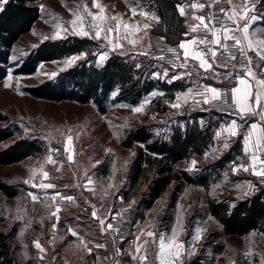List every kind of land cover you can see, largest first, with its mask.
Returning a JSON list of instances; mask_svg holds the SVG:
<instances>
[{
    "label": "rangeland",
    "instance_id": "374dc122",
    "mask_svg": "<svg viewBox=\"0 0 264 264\" xmlns=\"http://www.w3.org/2000/svg\"><path fill=\"white\" fill-rule=\"evenodd\" d=\"M149 2L96 0L106 17H117L121 22L120 32L109 35L110 44L104 39L105 32H101L98 39L92 38L95 33L88 27L91 16L85 7L91 13L99 14L100 9L94 7V0H39L35 5L40 8V19L11 50L7 75L0 79V131L10 132L11 137L0 142V153L21 140L33 141L40 149L18 162H0V183L15 193L14 197H9L0 188V227L6 232H15L18 257L23 263L63 264V260L86 254L106 262L103 251L112 247L113 251L120 249L122 264H160L156 257L159 235L171 236L175 231L177 242L184 245L181 264H264V233L253 231L242 237L225 236L221 226L207 212L208 197L240 201L257 194L264 188V182L239 167L247 163V159L242 150L241 153L233 151L237 139L230 141L217 136L216 123L225 122V119L214 113L195 119L197 113H203L205 103L202 98L187 95L185 106H171L178 102V96L169 91L168 84L163 81V65L151 58L155 23L147 7ZM77 12L85 17L86 30L90 31L88 37L71 31V22ZM109 22L115 25L117 20ZM57 24L69 31L61 30L57 37ZM124 25L130 27L125 28ZM261 32L264 35V28ZM125 35L136 43H128V39L123 38ZM69 38L89 40L91 55L86 51L43 61L33 74L15 72L23 60L42 44L63 42ZM104 41L109 44L107 47H104ZM101 54H106L103 61L99 59ZM114 54L126 56L138 71L145 70L144 77L153 83V91L144 95L136 105L119 101V89L108 96L104 112L95 102H58L29 92V89L46 81L56 80L65 71L90 58L93 59L90 65L102 67ZM73 57L76 59L71 64L67 63ZM53 72L55 76L50 75ZM156 73L160 75L157 77ZM147 96L155 97L154 101L143 102ZM141 105V112L133 111L134 107ZM195 122L200 130L209 128L212 136L201 155L190 156L177 168L192 175L210 173L209 188L186 185L182 192L177 193L175 183L151 208L145 207L150 199L148 186L138 196L126 199L124 191L130 186L138 147L144 146L137 143L130 148L124 147L127 135L144 127L156 139L168 140L175 129H185ZM69 136L72 137L70 144L67 142ZM224 143L228 144L227 148L223 147ZM232 151L234 159L223 161ZM69 155L72 160L68 159ZM49 156L55 163L49 162ZM234 168L239 170L233 171ZM44 172L48 173L47 179L43 177ZM41 182L55 187L43 189L32 186ZM29 192L41 199L33 201ZM56 193L74 199L67 201L58 197L52 201L51 196ZM57 207L60 211L53 216ZM93 211L96 217H93ZM100 220L105 224L101 225ZM116 221L127 224L128 234L123 240L115 241L113 231H109L108 224L116 228ZM198 230H201L200 238L196 239ZM148 231H153L156 236L149 238ZM72 232L82 236L85 245L78 242L79 236L72 239L66 235ZM145 240L149 241L148 245H144ZM37 241L43 252L35 246ZM97 245H102L101 252ZM138 245H143L139 253ZM145 247L148 249L146 253ZM142 255L147 256L143 262L139 258ZM89 262L85 264H92Z\"/></svg>",
    "mask_w": 264,
    "mask_h": 264
},
{
    "label": "trees",
    "instance_id": "16d2710c",
    "mask_svg": "<svg viewBox=\"0 0 264 264\" xmlns=\"http://www.w3.org/2000/svg\"><path fill=\"white\" fill-rule=\"evenodd\" d=\"M38 1L5 0L0 3V79L7 75L11 50L22 36L32 31L41 17L40 8L35 5ZM160 3L164 4L165 11L170 12L171 6L168 1ZM261 4L264 8V0ZM173 24L171 22V25ZM90 44L89 40L79 38H69L63 42H46L32 51L15 72L33 74L41 62L89 51ZM92 60L90 58L81 62L62 73L56 80L46 81L29 89V92L36 97L58 102L65 100L81 104L95 102L104 112L105 102L115 89L120 91L119 101L133 105L138 104L144 95L153 91L152 81L144 77L145 70L138 71L136 66L128 62L126 56L114 54L102 67L90 65ZM167 88L171 92L180 89L175 84L167 85ZM204 116L205 113H197L195 119ZM217 125L219 124L216 123ZM211 136L209 128L200 130L197 122L192 126L188 124L185 129H175L168 140L156 139L155 135L144 127L131 131L123 146L130 148L137 143L144 146L138 147L132 165L130 186L124 191L126 199L138 196L148 186L150 199L146 201L145 207L151 208L175 183L177 193L182 192L186 185L208 189L210 173L192 175L178 169L177 166L192 155H201L208 146ZM10 137V132L0 131V142ZM39 150L35 142L21 140L0 153V162L6 164L18 162ZM233 151L241 153V137L237 139ZM233 151L228 153L223 161L233 160ZM0 188L9 197L15 196L13 190L3 183H0ZM207 212L218 222L225 236L242 237L253 231L264 233V188L253 197L240 201L208 197ZM15 235V232H6L0 227V264H31L20 261Z\"/></svg>",
    "mask_w": 264,
    "mask_h": 264
},
{
    "label": "crops",
    "instance_id": "0c3cea01",
    "mask_svg": "<svg viewBox=\"0 0 264 264\" xmlns=\"http://www.w3.org/2000/svg\"><path fill=\"white\" fill-rule=\"evenodd\" d=\"M160 1L169 2L171 6L170 12L165 11L164 4L160 3ZM194 3L197 5L203 4L199 0H150L147 7L151 13L150 14L151 19L155 23V27H153L152 30V35L154 36L155 39H154V46L152 47L153 49L151 53L152 56L151 58L154 60V62L163 65L162 74L164 73L165 69H167L168 75L167 77L163 75L164 76L163 81H165L166 84H168V86H172L173 84H175L180 87L179 90L172 92L174 95L180 97L179 100V103L181 104L180 107L185 106L186 103L188 102V100H186L185 102L184 98H186V96L189 95L190 91L193 94L191 96H193L194 98H202V100H204L203 97L199 95H195V93H197L198 91H202L206 86L215 87L221 90L222 94L219 100H211L209 96V103H205V106L203 107V113L205 114L214 113L225 119V122H221L218 126H216V134L221 133L220 136H224L230 141H233L241 137V150L247 159V163H245L243 166L247 167L248 171L253 176L257 177L258 180H262L261 182H263L264 176H259L254 174L253 164H252V152L254 149L250 144L246 143L244 136L249 131H251L250 125L253 122L256 123H264V122H261L253 118V112H248V113L239 112L236 104H234L232 101L230 89L228 90L222 87L214 86L212 84L203 82L196 77L182 75L183 73H185V71L183 70V68L179 67V65L184 63V57H183V50L179 48V44L183 41H191L194 37H202L204 35H207L208 37V35L211 33L210 31H206L203 25L197 19V17L199 16H204L205 23H208V18L210 17L209 12L205 8V6L203 8H199V7L193 8L192 4ZM178 5L184 8L183 15L180 14L177 7ZM245 5L248 10L247 16L248 17H251L253 15L256 16L257 19L255 21H252L247 18H242L244 17L243 6ZM224 6L225 7L221 15L220 22L218 23L217 26H215V29L218 33L220 32L221 25L235 28L237 23L241 27L245 23H247L250 26L248 38L251 39L253 42L258 40H264V35H262L261 32V29L264 28V8L262 7L260 0H231V2H229V0H226ZM233 12H236V16L233 17L232 19H229V17L233 16ZM171 22H173L174 24L171 25ZM192 28H197L198 30L196 32H192L191 31ZM235 36L241 39V45L244 48V53H241L238 47H233V45L235 44L234 40H228L227 41L228 48L222 50H225L229 54L234 53L235 56L241 55L244 57L246 62H247V57H251L252 71L256 74L258 79H264V59H261L260 56L257 55L256 49L258 46L255 45L254 43L253 49H249L248 42L247 40H244L243 38L244 34L242 33V31L235 32ZM221 40L223 43L224 41L222 36H221ZM210 41L211 40H209V42ZM189 47L190 50L198 48L207 51V48L204 45L198 43L195 45L190 44ZM169 49H173L174 52H169L168 51ZM260 51L264 52V49H260ZM210 57L211 56L209 54L207 57L209 59V62H211ZM188 62H195L199 64L198 61L192 60L191 58L188 60ZM173 63L176 65L175 68L172 67ZM173 76H180L181 78L172 80ZM251 82L255 85V81H251ZM253 91H255V89H253ZM225 92H227L226 99L224 95ZM190 99L191 98H189V100ZM250 103H253V107H255L254 102L250 101ZM233 121H235L237 124V131H238L237 136H230L226 131L227 127L230 126ZM256 155L258 157V160L255 164V171L258 172L264 169V164L260 163L261 160H264V151L256 152ZM66 235H68V237L70 235L71 236L70 238L72 239L75 238V236H73L71 233H67ZM77 236L80 237L78 238V242L82 243V245H85L84 238L79 234ZM99 250H100L99 252H101V247ZM103 254H104L103 260L106 262H101L100 257L99 259L96 260L94 259V256L89 255L88 257L86 254L84 256L83 255L76 256L75 258L70 257L67 260H63V264H85L86 262L89 261H90L89 263L92 264H122V261L119 258V255L121 254L119 248H118V252L116 250L113 251L112 247L111 249L110 248L105 249L103 251Z\"/></svg>",
    "mask_w": 264,
    "mask_h": 264
},
{
    "label": "snow or ice",
    "instance_id": "6c2138e0",
    "mask_svg": "<svg viewBox=\"0 0 264 264\" xmlns=\"http://www.w3.org/2000/svg\"><path fill=\"white\" fill-rule=\"evenodd\" d=\"M5 2V0H0V3ZM229 2H231V0H229ZM94 7L100 9L99 14H93L90 11L87 10V8L85 7V10L87 11L88 16H91V21L88 25V27L94 31L95 35L92 38L98 39L101 37V32H105L106 35L104 37V39L108 40V43H112V40L109 39V35L113 32L119 33L120 29H121V22L118 20L117 17H111L108 18L106 17L103 12V7L96 3V0H94ZM178 10L180 12L181 15L184 14V8L180 5L177 6ZM193 8H203L204 5L203 4H192ZM133 11H135V9H133ZM221 11L223 12L224 10L221 9ZM243 11H244V17L242 18H247L250 19L252 21H255L257 19L256 16H251L248 17L247 16V7L246 5L243 6ZM145 15H147V13H144ZM227 15V13H226ZM236 16V12H233V16L229 17V19H232L233 17ZM197 19L200 21V23L203 25L204 29L206 31H210L211 35L213 37V39L209 42L207 35H204L202 37H194L191 41H183L179 44V48L183 50V57H184V63H182L181 65H179V67L181 68H187V63L188 60L191 58L192 60H196L199 63V67L201 69H204L206 72L209 70H212L214 72L215 76H219L220 73L215 72L213 65H216V67H221V68H228L229 67V60L228 59H223V60H218V55L222 56L223 53L219 51V49H227L228 45H227V41L228 40H234L235 44L233 45V47H238L239 51L241 53H244V48L241 45V39L239 37L235 36V32L237 31H242V33L244 34L243 38L244 40H247L248 42V47L249 49H253V44L255 43V45H257V55L260 56L261 59H264V52H261L260 49H264V40H258L253 42L251 39L248 38V34H249V24L245 23L242 27L237 23L236 27H229V26H225V25H221L220 28V32L218 33L215 29V24L213 23V18L209 17L208 18V23H205V17L204 16H199L197 17ZM110 20H117V23L115 25H112L109 21ZM211 26V27H210ZM58 31L56 33V36L59 37L60 35V31H69V29L64 28L63 25L61 24H57L56 25ZM125 28H129V25H124ZM145 28H147L148 26L145 25ZM198 29L197 28H192L191 31L192 32H196ZM71 31L73 34L76 35H81V36H85L88 37L90 36V31L86 30V25H85V17L83 15H81L79 12L76 13V18L71 22ZM187 35V34H186ZM221 36L223 38V43L221 40ZM124 39H128L127 35H125L123 37ZM128 43L130 44H135L136 41L135 40H131L128 39ZM201 44L204 45L207 48V51H204L202 49H191L189 45H195V44ZM117 46L119 47L120 45L117 44ZM169 52H174L173 49H169ZM210 54L211 56V62H209V59L207 58L208 55ZM106 58V54H101L99 56V59L101 61H103ZM178 58V57H177ZM229 58L231 60H235L236 56L234 53H230L229 54ZM76 57L71 58L69 61H67V63L71 64L73 62V60H75ZM162 59V57H161ZM247 63L249 65H251L252 63V59L251 57H247ZM172 67L175 68L176 65L173 63ZM233 67H235L233 65ZM50 75L55 76L56 73L53 72ZM157 77L160 75L159 73L154 74ZM163 75L165 77H167L168 75V71L167 69H165ZM182 75H188L191 76L192 73L191 72H185ZM181 78L180 76H173L172 80L175 79H179ZM225 80H230L233 78V73L231 71L227 72L224 74L223 77ZM235 80L237 81V86H234L230 89L231 91V96H232V101L234 104H236L239 112L241 113H248V112H253V114L259 116L260 121L264 122V79H258L256 74L252 71L251 67H248L245 71L244 74L241 76H236ZM251 81H255V85L251 82ZM8 85H6L7 87ZM253 89H255V91H253ZM221 90L215 88V87H205L202 91H198L197 93H195V95H199L201 97L204 98V103H209V96L211 98V100H219L221 98ZM189 95H193L191 93V91L189 92ZM225 95V99L227 98V92L224 93ZM180 97H177V103L172 104L171 106L173 108H178L181 106V104L179 103ZM187 100V97L185 98V102ZM250 101L254 102L255 107H253V103H250ZM143 109V105L139 106V107H134L133 111L136 113L141 112ZM251 131H249L245 136L244 139L246 141V143L250 144L252 146V148L254 149L252 152V164H253V170H254V174L255 175H259V176H264V169H262L261 171H255V164L258 160V157L256 155V152L259 151H264V123H256L253 122L250 125ZM227 133L230 136H237L238 135V131H237V124L235 121H233L231 123L230 126L227 127L226 129ZM221 135V133H217V136L219 137ZM72 140V137L69 136L67 138V142L70 144ZM224 148L228 147L227 143L223 144ZM67 150V149H66ZM49 162L55 163V161L52 160V157L49 156ZM69 160H72V156L69 155L68 156ZM261 164H264V160L260 161ZM193 164H195V161H193ZM239 167H242L244 171H248L247 167H244L243 165H240ZM239 168H234L233 171H238ZM43 177L45 179H47L48 177V173L44 172L43 173ZM29 181H25V183H28ZM90 178H89V183H90ZM33 187H40L43 189H51L54 188L55 185L51 184V183H44L41 182L39 183V185H37L36 183L32 184ZM28 195L31 197V199L33 201H37L39 199H41V197H39L38 195L29 192ZM60 199H66L67 201H73V197L72 196H67V197H63L60 195V193H56L54 195L51 196V200L52 201H56L57 198ZM60 211V208L57 207L55 212L52 213L53 216H56ZM93 217H96V212L93 211ZM101 225L105 224L104 220H100ZM108 228L111 229L112 225L108 224ZM71 231V230H70ZM201 230H198L197 233V237L196 239H199V232ZM73 236H76L77 233L72 232L71 233ZM143 235V233H142ZM147 236L149 238H153L156 236V234L153 231H148L147 232ZM137 239L139 240V237H137ZM155 242V241H153ZM149 241L145 240L144 241V245H148ZM35 246L40 249L41 252L44 251V249L41 247L40 243L37 241L35 242ZM98 247H102V245H97ZM141 247H143V245H138L137 247V253H139L141 251ZM184 245L182 243L177 242V236H176V232L173 231L171 236H169L168 234H160L159 235V239H158V248L156 249V257L159 260L160 264H181V258L182 256H184ZM147 248H144L145 253L147 252ZM90 251V250H89ZM140 260L143 262L147 259L146 255H142L139 257Z\"/></svg>",
    "mask_w": 264,
    "mask_h": 264
},
{
    "label": "built area",
    "instance_id": "2783aa9c",
    "mask_svg": "<svg viewBox=\"0 0 264 264\" xmlns=\"http://www.w3.org/2000/svg\"><path fill=\"white\" fill-rule=\"evenodd\" d=\"M203 3V5L205 6V8L207 9V11L209 12L210 17L213 18V23L215 24V26L218 25V23L220 22L221 19V15H222V11L221 9L224 10V4L226 0H199ZM208 39L212 40L213 37L211 35V33L208 35ZM109 44L104 41V47H107ZM220 52L223 53L222 56L218 55V60H223V59H228L229 60V67L228 68H221V67H216V65H213L214 71L220 73L219 76H215L214 72L212 70L209 71H205L204 69H201L199 67V64L195 63V62H188L187 63V68H183V70L185 72H191L192 73V77H196L198 79H200L203 82L212 84L214 86L217 87H222L225 89H231L234 86H237V81L235 80L236 76H241L244 74V71L248 68L251 67V65H249L246 60L244 59L243 56L238 55L236 56L235 60H231L229 58V53L226 52L225 50L219 49ZM211 59V57H210ZM233 65L235 67H233ZM252 69V67H251ZM231 71L233 73V78L230 80H225L224 74ZM155 99V97L153 96H147L145 99H143V102H153ZM253 118H255L256 120L260 121L259 116L253 114ZM264 182V181H263ZM122 218V217H121ZM123 218H126L123 217ZM116 224V228H112L109 229V231H113V239H115V241L117 240H123L125 239V237L128 234V229H127V224L125 222H115Z\"/></svg>",
    "mask_w": 264,
    "mask_h": 264
}]
</instances>
